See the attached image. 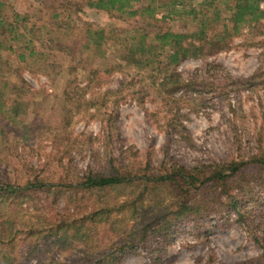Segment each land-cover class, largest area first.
I'll return each mask as SVG.
<instances>
[{"label":"trees","instance_id":"obj_1","mask_svg":"<svg viewBox=\"0 0 264 264\" xmlns=\"http://www.w3.org/2000/svg\"><path fill=\"white\" fill-rule=\"evenodd\" d=\"M49 2L42 0L43 7ZM263 2L80 0L89 9L106 12L119 20L134 21L135 26L129 29L86 27L82 39L74 41L72 47L83 57L85 69L91 68L93 78L100 73L109 75L124 68L134 69L138 74L147 75L152 88L165 93L168 120L164 125V159L157 162L150 157L109 160L97 170H78L71 181L63 172L66 165L60 163L58 180L39 173L24 186L0 182V264H13L7 245L20 237L28 244V258L33 253L40 257L62 254L68 258V264H117L122 257L142 247L150 249L149 255L155 256V260L160 259L171 245L176 228L184 221L198 229L213 215L223 219L234 213L235 221L245 227L254 223L259 214L255 212L257 206L255 210L245 207L257 205L264 196L261 133H258L256 148L247 157L239 153L226 160L192 167L182 164L168 148L172 141L193 146L180 120L182 115L176 106L179 100L174 98L177 92L192 90L200 96L215 93L226 97L228 88L233 89L238 82L247 89L256 84V78L264 82V70H261L240 81L226 74L230 86H219L216 75L224 69L216 63L206 65L208 77L199 83L196 78L183 81L175 70L186 60H205L228 50L231 41L244 31L262 34ZM63 6L62 2L59 8ZM59 17L58 13H53L51 19L55 22ZM37 21L38 36L33 30ZM37 21L34 16L13 12L11 5L0 0V113L8 122L27 108V102L23 101V86L15 85L2 75L3 55L15 56L23 68L29 67L27 63L41 66L45 64L44 50L48 43L53 44L54 38L50 35L65 31L61 24L56 32L52 31L49 18L40 16ZM113 40L116 42L112 49ZM56 43L59 45L60 40ZM57 45L48 49L64 50ZM95 65L98 66L93 68ZM40 194L50 197V202L44 207L32 208L29 213L31 206L27 202L38 200ZM64 196L60 206L59 199ZM16 199L21 200V211L34 221L31 218L26 221L22 215L14 217L6 211ZM258 224H254L257 229ZM258 231L262 235L256 234L254 241L262 249L260 256L254 261L233 264H264V227Z\"/></svg>","mask_w":264,"mask_h":264},{"label":"rangeland","instance_id":"obj_2","mask_svg":"<svg viewBox=\"0 0 264 264\" xmlns=\"http://www.w3.org/2000/svg\"><path fill=\"white\" fill-rule=\"evenodd\" d=\"M1 1L11 5L13 12L34 16L35 21L40 16L49 18L52 31L56 32L59 24L65 31L50 35L54 38L53 44L48 43L44 50L45 64L41 66L27 63L29 67L23 68L15 56L3 55L5 63L1 73L15 85L23 86L27 108L11 122L0 113V182L24 186L39 173L58 180L60 163L66 165L63 172L71 181L78 170H97L109 160L150 157L157 162L164 159V125L168 120L165 93L152 88L147 75L138 74L134 69L124 68L109 75L100 73L93 78L91 68L85 69L83 57L72 47L74 41L82 39L86 27L129 29L135 26L134 21L119 20L106 12L89 9L80 0H50L46 8L42 0ZM62 2L64 6L60 9ZM261 7L264 10V2ZM53 13L60 16L55 22L51 19ZM35 24L34 34L38 36L39 22ZM261 31L262 34L244 31L231 41L228 50L205 60H186L175 68L176 73L185 82L196 78L199 83L208 77L206 65L216 63L224 69L221 74H215L219 86H230L226 74L239 81L246 80L264 70V28ZM115 42L110 44L112 49ZM54 45L64 50L48 49ZM260 79L256 78V84L248 89L238 82L233 89L228 88L226 97L215 93L200 96L192 90L177 92L174 98L179 100L176 106L180 108V120L193 146L172 141L168 148L170 154L187 167L226 160L239 153L244 157L252 154L258 133L264 141V82ZM177 138L175 135L174 139ZM64 198L59 199L60 206ZM49 200L50 197L40 194L38 200L27 202L31 206L28 212L36 206H46ZM19 202L16 199L6 211L14 217L22 215L28 221L31 217L21 211ZM256 206L258 217L248 227L236 222L234 213L223 219L213 215L198 229L184 221L176 228L171 245L160 259L155 260V256L149 255L150 249L142 247L122 257L117 264L254 261L262 253L254 236H261L258 230L264 227V196L257 205L248 204L245 208L255 210ZM254 224L259 225L258 229ZM7 248L11 250L13 264H54L52 261L68 264V258L62 254L40 257L33 253L28 258V244L21 237L8 243Z\"/></svg>","mask_w":264,"mask_h":264}]
</instances>
